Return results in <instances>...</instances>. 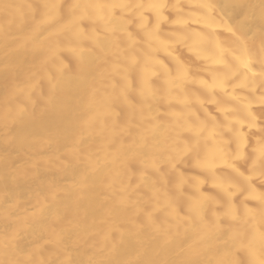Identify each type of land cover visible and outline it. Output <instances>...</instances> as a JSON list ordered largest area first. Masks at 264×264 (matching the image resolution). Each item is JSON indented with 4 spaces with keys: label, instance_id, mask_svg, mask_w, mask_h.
<instances>
[{
    "label": "bare ground",
    "instance_id": "bare-ground-1",
    "mask_svg": "<svg viewBox=\"0 0 264 264\" xmlns=\"http://www.w3.org/2000/svg\"><path fill=\"white\" fill-rule=\"evenodd\" d=\"M148 2L0 0V264L261 258L264 0Z\"/></svg>",
    "mask_w": 264,
    "mask_h": 264
},
{
    "label": "snow or ice",
    "instance_id": "snow-or-ice-1",
    "mask_svg": "<svg viewBox=\"0 0 264 264\" xmlns=\"http://www.w3.org/2000/svg\"><path fill=\"white\" fill-rule=\"evenodd\" d=\"M138 6L139 7H147L150 10H157L158 11L159 9L165 7L166 5L163 3V0H149L147 5L141 4V5H138ZM242 63L244 64V67L248 68V70L253 73V75L257 74L256 72H254L249 67V63L248 62H242ZM259 75L262 78H264V66L261 67ZM259 152H260L261 158H264V145L260 146ZM262 206H264V201H262ZM260 238H261L262 244H264V233L260 234ZM250 252H251V249H250ZM251 264H264V252H262L261 258L258 261L257 260H253L251 262Z\"/></svg>",
    "mask_w": 264,
    "mask_h": 264
}]
</instances>
